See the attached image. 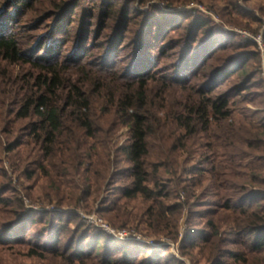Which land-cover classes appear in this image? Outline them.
<instances>
[{
    "label": "trees",
    "instance_id": "16d2710c",
    "mask_svg": "<svg viewBox=\"0 0 264 264\" xmlns=\"http://www.w3.org/2000/svg\"><path fill=\"white\" fill-rule=\"evenodd\" d=\"M151 1L0 0L1 145L10 167L35 184L57 175L81 183L78 196H47L72 211L25 210L0 159V210L10 216L0 222V248L9 255L185 264L170 246L89 225L79 209L91 213L101 200L98 213L113 229L142 235L144 223L175 242L188 208L179 251L192 264H264L261 52L200 10L175 8L199 3L240 29L245 17L262 22L245 0H163L168 10ZM245 103L260 107L259 118L245 106L238 113ZM135 200L146 205L140 215L129 210Z\"/></svg>",
    "mask_w": 264,
    "mask_h": 264
},
{
    "label": "rangeland",
    "instance_id": "374dc122",
    "mask_svg": "<svg viewBox=\"0 0 264 264\" xmlns=\"http://www.w3.org/2000/svg\"><path fill=\"white\" fill-rule=\"evenodd\" d=\"M202 1L207 2L206 0H202ZM154 4L158 5L163 10H168L166 6L167 3L163 0H152L149 3V5H154ZM242 4L245 6V9H247L248 11L254 12L258 20L261 21L262 23L260 24V22L253 21L249 19V17H245V19L242 20V22L245 24V29H240L238 27L229 26L224 21L220 20L215 15V13L208 11L204 5H201L199 3H191L186 7H178L175 9H186L189 11L200 10L201 12L208 15L217 24L222 26L224 29L235 32L242 39L251 40L253 42H256L258 45L257 49L261 52V56H262L261 77H263L264 79V45H263V39H262V36L264 34V0H245V2H242ZM149 5L141 8V10H147ZM136 6L138 7V5ZM223 6H224L223 3H221V7ZM253 31H257V32L259 31V34L255 35L252 33ZM4 106L6 108H4ZM244 106H245L246 115L253 113V112L255 113L254 114L255 118H259V116L261 115V114H258V112H260L258 111L260 107L256 106V104L254 103H245V105H238L236 107L237 110H239L238 113H240V111L243 110ZM9 108L11 109L12 105L11 103L8 102L5 105H3L2 112H6V110ZM256 112H257V115H256ZM3 126H4V121L0 120V159L3 160L4 162L3 166L9 172L13 185L16 187V189L19 192L20 198H24L23 200H24L25 210H33V211L49 210V211H63V212L72 211L73 209L71 208V206L58 207V205L56 204L57 202L56 199H54L53 202H49L47 200V196L53 195L54 197L57 193L60 194V192L68 195L69 197L72 195L76 196V194L78 196V194L81 193V191H78L79 189L78 187L81 186L80 181L78 180V182L80 183V186H78L79 183L74 184L72 179H64L63 176L57 175L53 181L49 179L41 178L39 179L38 183L35 184L32 181H27L23 177H19L18 173H15L13 169L10 167V164L8 162L9 156L7 155V153L4 152V149L2 147L3 145H1V143H4L6 140V136L3 133ZM127 140H128L127 130L124 128L120 131L117 137V142H119L120 144H123ZM27 194L32 195L33 196L32 199L28 197ZM105 195L106 194L103 193L102 197H104ZM180 199L182 202H184L186 200V195L182 193ZM100 203H101V200H99L98 202H95L93 206L94 210L91 213H87L84 210L79 209L80 216L83 218V215H89V216L95 215L98 219L105 221L106 219H104V217L98 213V209L100 208ZM192 203L193 201L190 200V204ZM129 205H130L129 207L130 212L133 214H139V215L142 214V212L144 211V208L146 207V205L143 204L140 200L132 201L130 202ZM188 211H189L188 208H186L183 211L181 219H180L179 230H180L181 235L179 238V242L172 241L171 239H169L168 237H165L164 235L155 236L154 234H151L150 231L145 227L144 223L140 224V228L142 230L140 232L145 238L150 237L151 239L165 241V243H167L166 246H170L171 254L175 255L177 258L184 261L185 264H192L188 258L182 257L179 251L180 242L183 239V236L185 235L187 228H188V221H187ZM7 216L8 215L6 213H3V211L0 210V222H5V220H7L10 217V216L8 217ZM139 222L140 221H137L136 224H138ZM131 228L136 229V227L134 226ZM13 248L14 250H17V251L19 250L16 247H12L9 249H13ZM7 252H11V251L7 250ZM7 252L4 249L0 248V264H40L37 261H32L26 258H22L18 255H9V253Z\"/></svg>",
    "mask_w": 264,
    "mask_h": 264
},
{
    "label": "built area",
    "instance_id": "2783aa9c",
    "mask_svg": "<svg viewBox=\"0 0 264 264\" xmlns=\"http://www.w3.org/2000/svg\"><path fill=\"white\" fill-rule=\"evenodd\" d=\"M83 219L88 224L103 229L106 233L116 237L118 240L121 241H138V242L146 243L152 247L163 246L167 244L165 243V241L145 238L143 235L135 232H130L127 230H115L111 226H109V224L106 221L98 219L95 215L94 216L83 215Z\"/></svg>",
    "mask_w": 264,
    "mask_h": 264
}]
</instances>
